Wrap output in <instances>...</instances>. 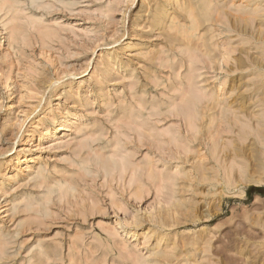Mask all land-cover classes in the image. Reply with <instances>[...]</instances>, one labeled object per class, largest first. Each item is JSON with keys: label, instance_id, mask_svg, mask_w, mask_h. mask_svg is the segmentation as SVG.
Segmentation results:
<instances>
[{"label": "rangeland", "instance_id": "1", "mask_svg": "<svg viewBox=\"0 0 264 264\" xmlns=\"http://www.w3.org/2000/svg\"><path fill=\"white\" fill-rule=\"evenodd\" d=\"M0 264H264V0H0Z\"/></svg>", "mask_w": 264, "mask_h": 264}, {"label": "bare ground", "instance_id": "2", "mask_svg": "<svg viewBox=\"0 0 264 264\" xmlns=\"http://www.w3.org/2000/svg\"><path fill=\"white\" fill-rule=\"evenodd\" d=\"M258 160V159H257Z\"/></svg>", "mask_w": 264, "mask_h": 264}]
</instances>
